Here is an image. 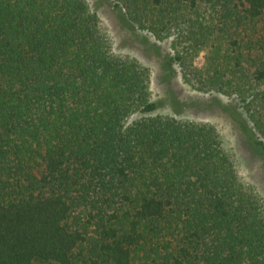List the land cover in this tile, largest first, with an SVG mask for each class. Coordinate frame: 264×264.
I'll use <instances>...</instances> for the list:
<instances>
[{
	"label": "trees",
	"instance_id": "obj_1",
	"mask_svg": "<svg viewBox=\"0 0 264 264\" xmlns=\"http://www.w3.org/2000/svg\"><path fill=\"white\" fill-rule=\"evenodd\" d=\"M102 2L162 97L97 4L0 0V264H264L262 195L213 125L178 117L217 107L264 163V0ZM177 75L235 102H188Z\"/></svg>",
	"mask_w": 264,
	"mask_h": 264
},
{
	"label": "rangeland",
	"instance_id": "obj_2",
	"mask_svg": "<svg viewBox=\"0 0 264 264\" xmlns=\"http://www.w3.org/2000/svg\"><path fill=\"white\" fill-rule=\"evenodd\" d=\"M88 1L92 7L97 4L99 16L113 40L114 51L119 54L133 56L139 59L144 65L148 66L151 72L150 88L152 91V97L153 99L162 97L165 86L158 80L160 65L157 58L154 57L151 51L144 49L141 43L127 28L120 25L116 17V12L112 9V5L108 2H102L99 4L100 0ZM137 34L147 37L148 40L153 43L159 44L162 52L169 51L168 41H156L142 32H138ZM202 61L203 57L201 55L197 57L196 64L200 65ZM172 84L176 94L180 97H184L188 102L196 100L209 101L213 97L219 99L223 103L235 102L233 99L223 95L195 91L191 89L187 83L182 81L178 75ZM156 112L160 114H169L171 113V110L168 106L163 104ZM178 117L198 122H207L213 125L221 135L223 143L225 144L224 147L231 152L232 160L238 175L246 180L249 171L254 173L256 176V182L253 185L264 199V163L244 143L241 136L223 111L217 109V107L210 109H196L190 107L183 111Z\"/></svg>",
	"mask_w": 264,
	"mask_h": 264
},
{
	"label": "clouds",
	"instance_id": "obj_3",
	"mask_svg": "<svg viewBox=\"0 0 264 264\" xmlns=\"http://www.w3.org/2000/svg\"><path fill=\"white\" fill-rule=\"evenodd\" d=\"M123 131H126V129H124ZM237 182L242 189H250L253 186V184L256 182V176L254 173L249 171L246 180L243 178H239Z\"/></svg>",
	"mask_w": 264,
	"mask_h": 264
}]
</instances>
